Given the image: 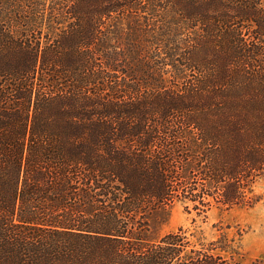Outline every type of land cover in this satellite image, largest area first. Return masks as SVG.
Returning <instances> with one entry per match:
<instances>
[{
	"label": "trees",
	"instance_id": "obj_1",
	"mask_svg": "<svg viewBox=\"0 0 264 264\" xmlns=\"http://www.w3.org/2000/svg\"><path fill=\"white\" fill-rule=\"evenodd\" d=\"M41 5L0 0V264H242L228 234L159 225L258 201L264 103L189 99L246 87L264 0Z\"/></svg>",
	"mask_w": 264,
	"mask_h": 264
},
{
	"label": "rangeland",
	"instance_id": "obj_2",
	"mask_svg": "<svg viewBox=\"0 0 264 264\" xmlns=\"http://www.w3.org/2000/svg\"><path fill=\"white\" fill-rule=\"evenodd\" d=\"M39 1L43 3L39 13H44L45 8L52 5L55 0ZM263 44L260 45L261 48H264ZM211 57L213 56L210 55L208 58ZM253 68L252 76L246 82L245 88L234 89L231 87L230 90L223 91L220 86L219 92L210 90L205 94L204 92L197 93L192 97L194 102L190 99L189 101L192 103H264V55L259 65L256 63ZM170 69L164 75L167 76V83L175 95H178V88L181 89L182 86L185 88V81L182 84L179 79L172 78ZM199 76L196 72L188 70L187 84ZM229 79L232 80L231 84L234 83L232 78ZM140 92L142 99H145L150 93L156 94L155 91L150 92L145 86L141 88ZM156 103H160V101ZM255 193L258 196V201L251 207L225 209L215 205L206 214H198L194 209L188 211L184 203L175 202L169 208L168 220L159 225V232L166 233L181 226L193 229L196 226V229H201L204 232L207 241L225 233L235 245V252L228 253L235 260L242 264H264V179L257 182ZM160 220L161 218L159 223Z\"/></svg>",
	"mask_w": 264,
	"mask_h": 264
}]
</instances>
